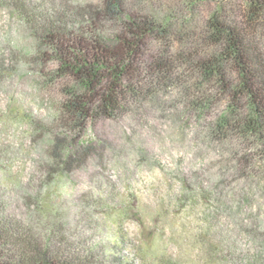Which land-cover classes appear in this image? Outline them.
Returning a JSON list of instances; mask_svg holds the SVG:
<instances>
[{
	"label": "trees",
	"instance_id": "obj_1",
	"mask_svg": "<svg viewBox=\"0 0 264 264\" xmlns=\"http://www.w3.org/2000/svg\"><path fill=\"white\" fill-rule=\"evenodd\" d=\"M0 8L27 42L0 63V78L37 74L51 111L35 127L55 172L103 158L120 122L142 134L163 119L192 129L212 187L228 194L229 215L250 241L249 264H264V0H0ZM2 196L0 264H134L122 235L111 246L77 223L25 221Z\"/></svg>",
	"mask_w": 264,
	"mask_h": 264
},
{
	"label": "rangeland",
	"instance_id": "obj_2",
	"mask_svg": "<svg viewBox=\"0 0 264 264\" xmlns=\"http://www.w3.org/2000/svg\"><path fill=\"white\" fill-rule=\"evenodd\" d=\"M41 1L52 6L63 0ZM23 33L0 8V63L10 64L12 51L27 48ZM17 36L20 44L11 41ZM35 75L24 69L0 78V192L8 213L25 221L77 223L111 246L122 235L120 247L134 264H249L250 241L229 215L228 194L212 187L192 129L163 119L142 134L122 131L120 122L103 158L55 172L35 127L49 122L51 111Z\"/></svg>",
	"mask_w": 264,
	"mask_h": 264
}]
</instances>
